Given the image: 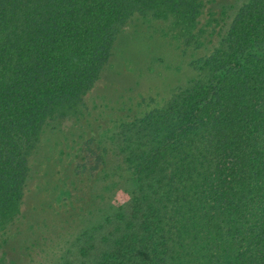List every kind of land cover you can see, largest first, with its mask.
Instances as JSON below:
<instances>
[{
    "label": "trees",
    "instance_id": "16d2710c",
    "mask_svg": "<svg viewBox=\"0 0 264 264\" xmlns=\"http://www.w3.org/2000/svg\"><path fill=\"white\" fill-rule=\"evenodd\" d=\"M206 4L0 0V264H15L5 249L17 253L47 135L82 119L137 18L187 29L177 39L193 76L96 141L91 169L126 174V200L106 202L102 175L94 220L56 264H264V0Z\"/></svg>",
    "mask_w": 264,
    "mask_h": 264
},
{
    "label": "rangeland",
    "instance_id": "374dc122",
    "mask_svg": "<svg viewBox=\"0 0 264 264\" xmlns=\"http://www.w3.org/2000/svg\"><path fill=\"white\" fill-rule=\"evenodd\" d=\"M244 1L207 0L205 12L223 7L232 11ZM184 31L169 18L135 19L118 38L109 68L86 96L82 119L47 135L49 141L41 147L40 164L36 158L23 198L24 234L9 243L17 253L5 249L15 264H56L61 259L75 236L94 220L92 198L100 192L96 184L102 175H108L105 183H98L109 187L104 192L106 202L126 200V174L100 166L91 169L96 141L118 122L140 117L159 105L193 76L188 65L192 57L181 52L177 39Z\"/></svg>",
    "mask_w": 264,
    "mask_h": 264
}]
</instances>
